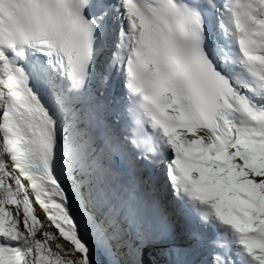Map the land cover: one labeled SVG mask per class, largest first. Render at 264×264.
Masks as SVG:
<instances>
[{
    "label": "snow or ice",
    "instance_id": "1",
    "mask_svg": "<svg viewBox=\"0 0 264 264\" xmlns=\"http://www.w3.org/2000/svg\"><path fill=\"white\" fill-rule=\"evenodd\" d=\"M105 228L264 264V0H0V264Z\"/></svg>",
    "mask_w": 264,
    "mask_h": 264
},
{
    "label": "bare ground",
    "instance_id": "2",
    "mask_svg": "<svg viewBox=\"0 0 264 264\" xmlns=\"http://www.w3.org/2000/svg\"><path fill=\"white\" fill-rule=\"evenodd\" d=\"M165 195H167V193H165ZM99 232H97L96 230H90V234L88 236V239L92 243L94 249L93 254L96 264H112V263L122 264L121 255L112 254V249L107 245L108 241L106 239L108 236V232L107 231H105L104 233H102L101 231ZM111 242L112 241H110V243ZM111 244L112 246L114 245L113 242ZM188 258H191V255H188Z\"/></svg>",
    "mask_w": 264,
    "mask_h": 264
},
{
    "label": "trees",
    "instance_id": "3",
    "mask_svg": "<svg viewBox=\"0 0 264 264\" xmlns=\"http://www.w3.org/2000/svg\"><path fill=\"white\" fill-rule=\"evenodd\" d=\"M143 264H167V260L170 259L165 257L160 249H156L154 252H150L146 249L142 256Z\"/></svg>",
    "mask_w": 264,
    "mask_h": 264
},
{
    "label": "rangeland",
    "instance_id": "4",
    "mask_svg": "<svg viewBox=\"0 0 264 264\" xmlns=\"http://www.w3.org/2000/svg\"><path fill=\"white\" fill-rule=\"evenodd\" d=\"M37 215L39 216L40 219H44V213H43L42 211H39V210H38V211H37ZM48 230L51 231L52 229H48ZM105 231H107V229H106V230H105V229L101 230L102 233H104ZM99 233H100V232H99ZM125 237H126V236H124L122 239H118V240H119L120 242H123V240H125V239H124ZM109 238H111V235L108 234L106 240L108 241V244H107V245L112 249V254H114V255H115V254H116V255H117V254L121 255L122 264H127L128 258H126V257L123 256V252H124L123 247H124L125 245H121V247H118V246L116 245V242H113V241H112L113 244H114V245L112 246V244H111L112 242L110 243L111 240H110ZM133 240H134V239H132V240L130 239V242H129V243L131 244V243L133 242ZM121 252H122V253H121ZM112 257H113V256H112ZM115 257H116V256H115ZM111 259H112V258H111ZM114 259H115V258H114ZM112 264H113V263H112Z\"/></svg>",
    "mask_w": 264,
    "mask_h": 264
}]
</instances>
